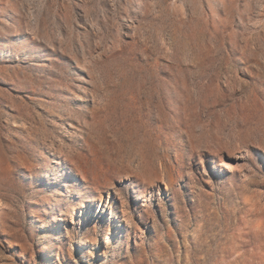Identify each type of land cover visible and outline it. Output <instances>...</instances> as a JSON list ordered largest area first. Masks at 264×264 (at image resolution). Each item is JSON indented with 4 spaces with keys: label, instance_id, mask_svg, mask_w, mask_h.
<instances>
[{
    "label": "rangeland",
    "instance_id": "374dc122",
    "mask_svg": "<svg viewBox=\"0 0 264 264\" xmlns=\"http://www.w3.org/2000/svg\"><path fill=\"white\" fill-rule=\"evenodd\" d=\"M0 264H264V0H0Z\"/></svg>",
    "mask_w": 264,
    "mask_h": 264
},
{
    "label": "bare ground",
    "instance_id": "6f19581e",
    "mask_svg": "<svg viewBox=\"0 0 264 264\" xmlns=\"http://www.w3.org/2000/svg\"><path fill=\"white\" fill-rule=\"evenodd\" d=\"M99 205H100L99 207L101 208V209L99 210V212H101V213H102V212H105V210H106V206H105V204L100 203ZM91 212H92V211H91Z\"/></svg>",
    "mask_w": 264,
    "mask_h": 264
}]
</instances>
